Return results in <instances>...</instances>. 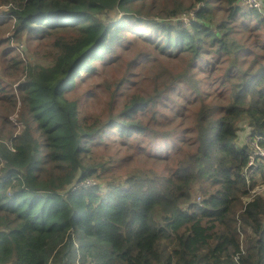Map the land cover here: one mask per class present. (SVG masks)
I'll use <instances>...</instances> for the list:
<instances>
[{
    "label": "trees",
    "instance_id": "obj_1",
    "mask_svg": "<svg viewBox=\"0 0 264 264\" xmlns=\"http://www.w3.org/2000/svg\"><path fill=\"white\" fill-rule=\"evenodd\" d=\"M1 6L0 28L43 39L30 49L48 45L52 63L0 50L5 74H22L0 79V124L15 116L0 125V264H264V193L249 191L264 183V157L247 186L248 150L236 144L245 122L264 149V5ZM98 62L120 63L122 76L82 87ZM96 89L99 111L86 104ZM108 142L122 150L93 153ZM116 160L130 165L116 173ZM107 175L117 182L101 192Z\"/></svg>",
    "mask_w": 264,
    "mask_h": 264
},
{
    "label": "rangeland",
    "instance_id": "obj_2",
    "mask_svg": "<svg viewBox=\"0 0 264 264\" xmlns=\"http://www.w3.org/2000/svg\"><path fill=\"white\" fill-rule=\"evenodd\" d=\"M6 9H7L6 7H3V6L0 7V17L1 18L4 17L1 15V13L3 11H5ZM186 21H187V18L184 21V24L187 23ZM12 23L13 22H7L5 24V26L3 25L2 28H0V42H1L0 43V50H9V53H6L8 55H13L15 53H18L24 62L31 61V62H36V63L44 65V66L50 65L52 63L51 62L52 58L48 53V50H49L48 45H46V46L42 45V47L40 48V56L32 54V51L30 49V47L32 45L39 44L40 42L43 41V39L36 38V39L29 41L26 39L25 35H22L21 38L17 39L15 34H14V27H13ZM4 66H5V63L3 62V59L0 55V79L2 81L3 80L4 81H7V80L12 81L14 79L17 80L18 77L22 78V76H21L22 74H20L19 72H18L19 73L18 75L16 74V75H12V76H7L3 70ZM13 68L14 67H10L8 69V71L9 72L14 71ZM143 69L146 71H150V72L158 70L151 63L146 64L143 67ZM123 70L124 69L120 63L103 65L102 63L98 62L96 72L94 74H92L91 77L88 76V77H86L85 80H82V82H80V85L82 87L86 86L88 84H92L93 86H95L96 84H99L100 82H102L104 79L111 80L114 77L119 78L122 76ZM98 92H99L98 89H96L95 94L93 96H90L86 101V104L90 108L94 109V111H99V110L103 109V107L105 105L104 101H99V100L95 101ZM102 96L103 95L101 94V97ZM14 117H15L14 112L9 113V116H8L9 123L7 122V123H4L3 125L0 124L2 126L3 131L12 129V126H14V123H15ZM237 127H238V137L239 138L236 139V144L237 145L239 144L241 146L242 145L245 146L246 142H248L249 147H250L252 145V142H251L252 140L250 138V135L246 134L247 131L249 130L247 124L245 122H239L237 124ZM14 129H15V127H14ZM256 138H258V137H256ZM108 145L109 146H107L104 149H101L100 145L93 146V148H92L93 153L103 152V153H108V156H114L115 152L118 150H122L121 147L123 146V144H121L120 142H116L114 145H112L110 142H108ZM106 149H108L109 151L107 152ZM261 157H264V153H263V155H261ZM258 159H257V161H258ZM257 161L254 159L253 167H252L253 169L256 168L257 163H258ZM127 163H128L127 161L116 160V162L113 165L115 167L114 172L120 173L123 170V168H121V166H123V165L129 166L130 165ZM257 170L258 169H256V171ZM255 176H259V173L257 172V174H255ZM116 178L117 177L115 175H111V176L107 175L105 177L100 178L99 179V182H100L99 188H100L101 192L106 191V185H107L109 180H113L114 182H117ZM123 178L124 177H122L120 179L122 180ZM260 181H262V180H260ZM262 182H264V181H262ZM261 184H264V183H261ZM193 194L196 197V195H197L196 191L193 192Z\"/></svg>",
    "mask_w": 264,
    "mask_h": 264
},
{
    "label": "built area",
    "instance_id": "obj_3",
    "mask_svg": "<svg viewBox=\"0 0 264 264\" xmlns=\"http://www.w3.org/2000/svg\"><path fill=\"white\" fill-rule=\"evenodd\" d=\"M239 2L248 7V8H251V9H254V10H257L258 12L260 13H263L262 12V7L264 5V0H239ZM190 14H193L192 11L189 12ZM186 17H189V16H185L184 19H186ZM246 134H249L250 135V138H251V142H252V145L249 147V144L248 142H246V148L248 150V161L246 163V165L243 167L242 169V173L244 178H245V182L247 184V186L249 185L250 183V176L252 174H255V169H253V161L254 159L257 161V157H261V155H263L264 153V149L261 147V145L259 144V140L262 139V137L256 135V136H252L251 133H246ZM258 137V138H256ZM95 183V180L94 179H91V178H87L83 181H81L78 186H86V185H90V184H94ZM250 193L252 194H258V193H264V184H258L256 185L254 188L250 189L249 190ZM243 251V247L242 245H240V250L239 252H242ZM234 261L236 264H239L238 263V255L235 254L234 256Z\"/></svg>",
    "mask_w": 264,
    "mask_h": 264
}]
</instances>
